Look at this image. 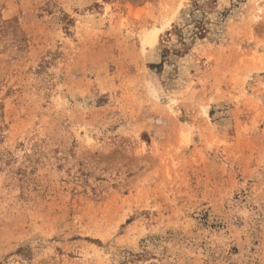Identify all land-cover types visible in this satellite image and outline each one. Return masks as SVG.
Returning <instances> with one entry per match:
<instances>
[{
	"label": "rangeland",
	"instance_id": "374dc122",
	"mask_svg": "<svg viewBox=\"0 0 264 264\" xmlns=\"http://www.w3.org/2000/svg\"><path fill=\"white\" fill-rule=\"evenodd\" d=\"M0 264H264V0H0Z\"/></svg>",
	"mask_w": 264,
	"mask_h": 264
},
{
	"label": "bare ground",
	"instance_id": "6f19581e",
	"mask_svg": "<svg viewBox=\"0 0 264 264\" xmlns=\"http://www.w3.org/2000/svg\"><path fill=\"white\" fill-rule=\"evenodd\" d=\"M153 39H154V37H150V38H149L150 42H151Z\"/></svg>",
	"mask_w": 264,
	"mask_h": 264
}]
</instances>
